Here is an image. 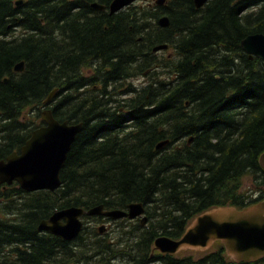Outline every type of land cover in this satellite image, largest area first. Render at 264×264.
<instances>
[{
    "label": "trees",
    "instance_id": "obj_1",
    "mask_svg": "<svg viewBox=\"0 0 264 264\" xmlns=\"http://www.w3.org/2000/svg\"><path fill=\"white\" fill-rule=\"evenodd\" d=\"M15 1L0 0V160L41 124L39 107L82 125L57 188L0 190V264H264L232 261L219 242L196 255L153 250L156 236L177 238L198 213L264 197V62L239 45L264 32V0L141 1L112 14L91 7L111 0ZM164 43L169 52L152 51ZM27 108L38 112L24 119ZM245 174L256 194L240 190ZM130 202L147 218L128 231L99 233L94 222L66 241L37 228L65 207Z\"/></svg>",
    "mask_w": 264,
    "mask_h": 264
},
{
    "label": "water",
    "instance_id": "obj_2",
    "mask_svg": "<svg viewBox=\"0 0 264 264\" xmlns=\"http://www.w3.org/2000/svg\"><path fill=\"white\" fill-rule=\"evenodd\" d=\"M133 1L112 0L107 7L101 4H92L91 7L95 10L106 9L112 14ZM163 1L157 0V3ZM205 1L193 0V4L198 8ZM21 3L22 0L16 1V5ZM157 23L166 26L167 16H159ZM239 45L248 58L257 57L264 61V32L247 34ZM160 48V45L155 46L152 51ZM23 65L22 61L18 62L14 70H22ZM55 93L56 88L48 93L42 103L48 105ZM39 115L42 124L31 131L19 151H13L0 160V183L9 185L14 181L19 182L20 187L26 191L54 190L59 186V170L82 123L58 121L47 107L42 108ZM257 162L264 170V149L259 153ZM126 207L127 212L102 211L99 205L85 213L111 217L124 214L131 218L142 212L140 203H129ZM81 213L82 210L76 207L55 210L46 220L40 221L37 228L64 240L72 239L82 226L79 219ZM145 221V217L140 218V224L143 225ZM216 241L232 261L249 262L264 257V197L240 209L222 205L205 210L195 215L177 238L157 236L153 240V249L166 253H177L180 250L202 252Z\"/></svg>",
    "mask_w": 264,
    "mask_h": 264
},
{
    "label": "rangeland",
    "instance_id": "obj_3",
    "mask_svg": "<svg viewBox=\"0 0 264 264\" xmlns=\"http://www.w3.org/2000/svg\"><path fill=\"white\" fill-rule=\"evenodd\" d=\"M142 0H136L135 1V3L133 2L132 4H136V3H138V2H141ZM144 1H146V3H148V5H152V4H154V1L155 0H144ZM162 15H165V14H163L162 13ZM161 16V15H160ZM159 17V16H158ZM158 17H157V19H158ZM157 19H156V22H157ZM158 24V23H157ZM160 27H165V26H161L160 24H158ZM167 26V25H166ZM17 34H19V30H17V32H16V35ZM167 51L166 52H169L171 49L170 48H167L166 49ZM91 71V69L90 68H85V69H82V73L83 74H87V73H89ZM144 81H145V78H138V79H135V80H132V83H133V85L134 86H142V84L144 83ZM39 109V114H40V111H41V107H39L38 108ZM31 112H33V113H35V112H38L35 108H27L25 111H24V113H23V118L24 119H29V118H31ZM127 120H126V122H128V119L129 118H126ZM35 120H39V118H37V119H35ZM239 182H240V190L241 191H243V192H246V193H249V192H251L250 190H252L253 192H251V194H256V190L258 189V188H256L257 186L254 184V183H252V182H254L253 180H251V176H250V174H245V175H243L240 179H239ZM17 187H18V185H16ZM263 188H264V186H263ZM3 188H0V190H2ZM1 200H2V198H0V202H1ZM83 219V218H82ZM136 220V219H135ZM128 221H131V222H128ZM128 221H124L123 220V222H119L117 225L118 226H120V228L119 229H123V230H125V231H128L130 228H132V226H135V224L137 223L138 224V222L137 221H134V220H128ZM91 219L90 218H85V223L87 224L86 226L87 227H90V225H91ZM93 222H95V220H93ZM117 222L115 221V222H109L108 224L109 225H107V222L106 221H104V220H100V221H98L97 222V224H95L96 226L98 225V226H100V225H104V230H106V231H108L109 232V234H111V233H113V232H115V231H117V230H115V224H116ZM117 226V227H118ZM122 227V228H121ZM212 247V246H211ZM210 247V248H211ZM207 249H209V248H207ZM203 252V251H202ZM197 253H200V252H197V251H193V250H180V251H178L177 252V255H184V254H191V255H196Z\"/></svg>",
    "mask_w": 264,
    "mask_h": 264
},
{
    "label": "bare ground",
    "instance_id": "obj_4",
    "mask_svg": "<svg viewBox=\"0 0 264 264\" xmlns=\"http://www.w3.org/2000/svg\"><path fill=\"white\" fill-rule=\"evenodd\" d=\"M16 1H19V0H16ZM16 1H15V3H16ZM112 1V0H111ZM134 3H135V1H134ZM92 4H100V3H98L97 1H95V2H92L91 3V5ZM154 4H156L157 6L158 5H162L161 3H157V0H155L154 1ZM21 5V4H20ZM101 5H103V4H101ZM203 5V4H202ZM201 5V6H202ZM17 6H19V5H17ZM105 7H106V5H104ZM201 6H200V8H201ZM107 11V10H106ZM160 45V47H162V48H160V49H158L157 51H164V50H166L167 49V47H168V45H167V43H164V44H159ZM156 46H158V45H156ZM155 47V46H154ZM157 51H154V52H157ZM163 57V56H162ZM257 58V57H256ZM258 59H260V58H258ZM261 60V59H260ZM263 61V60H262ZM23 62V61H22ZM264 62V61H263ZM24 63V62H23ZM17 64V63H16ZM15 64V65H16ZM14 65V66H15ZM23 68H24V65H23ZM23 68H22V70H23ZM14 69V68H13ZM22 70H20V71H22ZM14 71H17L18 72V70H14ZM51 102V101H50ZM50 102H49V104L48 105H50ZM48 105H45V106H48ZM44 108H46V107H44ZM127 120V119H126ZM130 119H128V121H129ZM68 122V121H67ZM70 123V122H69ZM83 127V126H82ZM77 134V133H76ZM75 137V136H74ZM167 142H168V140H163V141H160L157 145H156V148L158 149V148H160V147H162V146H164L165 144H167ZM15 182V181H14ZM13 182V183H14ZM17 183V182H16ZM12 184V183H11ZM11 184H9V185H7V184H5V183H0V188H7L6 186H10ZM60 184V183H59ZM17 185L20 187V184H19V182L17 183ZM21 188V187H20ZM24 190V189H23ZM40 190H43V189H40ZM45 190V189H44ZM47 190V189H46ZM26 191V190H25ZM130 203H140V205H141V208H142V212L141 213H139L138 215H136V216H134V217H131V218H129V217H127L126 215H124V214H122L121 216H118V217H111L110 215H102V214H86L85 212L88 210V209H84V208H82V207H79V206H69V207H76V208H80L81 210H82V213H81V215L79 216V219L82 221V226H81V228H80V231L83 229V227L85 226V225H87L86 223H85V221H84V219L86 218V217H96V216H98V217H111L112 219H117V220H120V219H127V220H134V221H139V224H140V218L141 217H145V220H146V214H145V207H144V203L142 204L141 202H130ZM129 204V203H128ZM99 205H101V210L102 211H122V212H127V207L125 206V208L124 209H120V208H113V209H105V206L103 205V204H99ZM99 205H96V206H93V207H97V206H99ZM93 207H91V208H93ZM66 208V207H65ZM68 208V207H67ZM91 208H89V209H91ZM213 208V207H212ZM63 209V208H62ZM208 210V209H207ZM96 211V210H95ZM199 214V213H198ZM84 217V219L82 220V218ZM47 219V218H46ZM46 219H43V220H46ZM136 219V220H135ZM42 221V220H41ZM141 226H142V224H140ZM144 225V224H143ZM122 228V227H121ZM97 230L99 231V233H102L103 231H104V226L103 225H100L98 228H97ZM38 231H40V232H43V231H41V230H39L38 229ZM79 231V232H80ZM78 232V233H79ZM47 233V232H46ZM49 234V233H48ZM78 235V234H77ZM76 235V236H77ZM75 236V237H76ZM158 236H166V235H158ZM57 237V236H56ZM75 237H73V238H75ZM157 237V236H156ZM155 237V238H156ZM168 237V236H167ZM59 238V237H58ZM72 238V239H73ZM72 239H69V240H66V241H70V240H72ZM62 240H64V239H62ZM217 242V241H216ZM213 245V244H212ZM154 248V247H153ZM210 249V248H209ZM208 249V250H209ZM153 250H155V249H153ZM155 251H157V250H155ZM158 252H160V251H158ZM160 253H166V252H160ZM166 254H172V255H174V254H177V253H166ZM243 262H245V261H243Z\"/></svg>",
    "mask_w": 264,
    "mask_h": 264
},
{
    "label": "flooded vegetation",
    "instance_id": "obj_5",
    "mask_svg": "<svg viewBox=\"0 0 264 264\" xmlns=\"http://www.w3.org/2000/svg\"><path fill=\"white\" fill-rule=\"evenodd\" d=\"M207 1H208V0H206V1L204 2V4H205ZM204 4H203V5H204ZM193 5H194V4H193ZM128 122H129V121H128ZM128 122H126V123H128ZM105 209H106V208H105ZM95 218H97V219L95 220V224H97V222L100 221V220H104V221H106V222H107V225H109V224H108L109 222H112V223H113V222H115V221H116V222L119 221V220H117V219H112L111 217H107V218H106V217H100V218H99L98 216H96V217L91 218V221H92V222H91V226H94V222H93V220H94ZM83 219H84V217H83ZM83 219H82V220H83ZM120 220H121V219H120ZM103 226H104V225H103ZM116 226H117V223L115 224V227H116ZM98 227H99V226L97 225V228H98ZM104 232H106V230H104L103 233H104Z\"/></svg>",
    "mask_w": 264,
    "mask_h": 264
}]
</instances>
